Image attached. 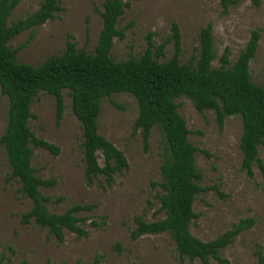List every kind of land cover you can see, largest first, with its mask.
Returning a JSON list of instances; mask_svg holds the SVG:
<instances>
[{
  "label": "rangeland",
  "instance_id": "rangeland-1",
  "mask_svg": "<svg viewBox=\"0 0 264 264\" xmlns=\"http://www.w3.org/2000/svg\"><path fill=\"white\" fill-rule=\"evenodd\" d=\"M44 0H21L10 23L37 11ZM128 4L118 28H127L124 40L115 39L111 55L115 61L139 57L147 47V35L160 44L171 34L174 23L181 33L182 63H189L198 54L199 32L211 24L218 58L225 49L234 63L245 48L253 30L261 34L255 58L250 63L253 81L264 85V0L256 7L252 0H240L237 6L223 13L220 0H123ZM102 0H60L62 10L39 27L24 31L11 42L12 48L22 47L17 55L21 63L41 65L51 56L61 55L68 42L78 49L92 53L102 29ZM173 55V45L166 47L161 61ZM213 66H220L217 59ZM64 96V115L58 122L57 103L53 95L41 93L31 106L29 126L32 132L59 147L54 155L44 148L33 149L32 165L37 176L54 179L55 186L42 187L49 197L48 210L61 214L74 204H93L88 217L87 237L79 238L65 230L59 243L49 229L37 225L34 219L23 224V215L33 207L31 199L21 192L17 180H11V167L3 146H0V256L5 264H204L199 259L182 260L168 233L147 234L131 238L136 228L135 217L146 221L163 218L159 212L160 187L164 162V138L154 128L145 146L140 132L133 126L139 114L138 103L128 94H116L101 102L98 120L99 133L124 152L128 170L114 174L111 185L104 177L88 185L85 177L83 129L72 111V99L67 90ZM178 111L190 131L189 141L199 149L196 166L202 174L199 184L214 188L199 194L194 201L198 217L190 226L191 233L202 241H211L241 219L253 218L252 229L239 235L235 242L221 252L226 264H259L255 251L264 252V176L254 166L250 179L241 169L240 140L243 133L241 116H230L219 127L214 111H198L191 100H175ZM7 126V98L0 90V138ZM203 151H206L209 156ZM99 163L104 159L99 153ZM259 156L264 162V146ZM105 217V218H103ZM104 224L90 226L91 219ZM209 264H219L211 260Z\"/></svg>",
  "mask_w": 264,
  "mask_h": 264
},
{
  "label": "trees",
  "instance_id": "trees-1",
  "mask_svg": "<svg viewBox=\"0 0 264 264\" xmlns=\"http://www.w3.org/2000/svg\"><path fill=\"white\" fill-rule=\"evenodd\" d=\"M102 1V29L92 53L78 49L75 42L70 41L61 55L51 56L41 65L34 66L19 62L17 55L22 47L12 48L10 42L24 31L53 19L56 12L62 10L60 0H44L37 11L14 23H10V18L21 0H0V90L7 98V126L0 138V146L5 149L12 170L10 179L17 180L21 192L33 202L32 209L23 215V224L34 219L37 225L49 229L55 239L63 243L65 230L79 238L89 235L85 228L89 218L79 214L91 213L96 207L74 204L61 214L48 210L51 199L42 194L41 188L53 187L56 182L37 176L32 165L31 146L44 148L54 155L59 153V147L32 132L29 120L34 100L41 93L53 95L59 122L65 108L63 92L68 91L72 111L82 124L87 183L93 185L103 176L107 185H111L114 174L128 170L129 163L124 152L99 133L101 102L116 94H128L135 98L139 108L134 133L140 132L146 147L154 128L164 138L162 180L154 184L161 189L158 211L163 212L164 217L151 222L135 217L136 228L131 238L137 240L147 234L168 233L182 260L199 259L204 264L215 260L226 264L228 260L221 252L239 235L252 229L255 220L241 219L211 241H202L191 233L190 226L198 217L193 208L196 196L218 189L199 184L202 179L196 166L199 149L189 141L190 131L175 100L186 97L198 111H214L220 128L227 117L241 116V169L252 179L257 165L264 176V162L259 156L260 147L264 146V85L255 83L250 72V63L259 47L260 31H252L234 63L230 62L228 48L218 58L211 24L199 32L198 54L189 63H182L181 33L176 23L171 27V34L160 44L155 43V33L151 32L142 55L115 61L111 52L115 39L126 37L127 28H118V23L128 4L123 0ZM220 2L223 13L227 14L240 0ZM252 2L256 7L261 4V0ZM169 44L173 45V55L168 61H161ZM217 59L220 66L215 68L213 63ZM99 153L104 166L99 163ZM203 153L209 156L206 151ZM103 218L101 222L91 219L89 225L99 227L105 223ZM255 256L259 264H264L260 246H257ZM0 264H5L1 256ZM93 264H100V258Z\"/></svg>",
  "mask_w": 264,
  "mask_h": 264
}]
</instances>
